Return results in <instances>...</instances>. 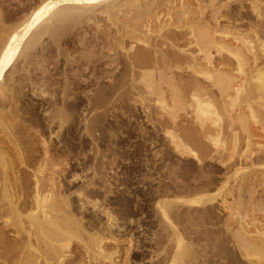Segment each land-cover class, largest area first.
<instances>
[{
	"label": "bare ground",
	"instance_id": "1",
	"mask_svg": "<svg viewBox=\"0 0 264 264\" xmlns=\"http://www.w3.org/2000/svg\"><path fill=\"white\" fill-rule=\"evenodd\" d=\"M221 2L203 0L216 24L222 17L217 14L226 7ZM249 2L256 18L249 31L258 42L257 50L245 35L235 32L237 46L230 49L227 42L207 32L204 24L202 29L197 25L174 27L179 32L167 29L171 25L162 22L163 13L158 14V9L165 7L168 16L172 15L175 7L170 0H41L18 25L3 31L0 264H134L135 259L146 258L145 243L156 246L150 254L151 264H264V69L259 66L245 71L260 58L264 62V0ZM134 7V14L127 13ZM149 13L154 14L150 19L143 17ZM3 24L0 18V28ZM84 27L94 28V34L90 41L81 37L86 53L76 56L78 47L68 49L62 42ZM230 35L226 32L222 39L234 34ZM163 39L170 40L172 48L198 47L197 54L203 53V60L211 67L213 49L234 59L235 63L227 58V66L224 61L216 63L222 62L217 67L225 65V70L232 67L222 70L226 83L218 86L221 98L229 100H220L228 113L226 127L210 116L214 114L210 103L213 93L194 81L188 87L172 86L176 95L173 103H166L160 82L169 80L167 70L173 62L186 59L184 52L188 50L168 55ZM46 40L50 43L45 44ZM194 56L188 54L189 62L184 61L193 76L201 73L200 57ZM37 59L54 63L51 69L45 64L35 68L39 75L45 74L40 81L30 70L31 62ZM20 63L24 64L22 71L30 74L26 85L13 75ZM221 73L217 81L223 80ZM209 75L214 86L216 80ZM159 95L161 98L156 97ZM152 96L157 100L155 110ZM186 103L195 108L192 125L178 116ZM138 106L145 122L164 140L155 151L157 143L143 139L150 142L142 154L147 169L132 190L131 180L112 177V168L117 158L124 156L119 147L123 134L117 125L119 114L132 118ZM235 108L240 113L234 117ZM140 130L145 136L144 126ZM223 134L228 137L224 143L220 140ZM255 138L263 142H255ZM90 157L91 165L86 168ZM245 161L250 167L236 168ZM258 166L260 169L254 168ZM223 171L235 172L228 174L230 177L217 174ZM252 173L261 176L255 178ZM219 178L225 181L219 182ZM240 180L239 191L234 189L238 198H233L237 208L232 209L224 196ZM111 198L116 200V208ZM144 198L150 211L140 209L139 214ZM217 205L229 211L226 218ZM126 224L142 233L144 244Z\"/></svg>",
	"mask_w": 264,
	"mask_h": 264
},
{
	"label": "rangeland",
	"instance_id": "2",
	"mask_svg": "<svg viewBox=\"0 0 264 264\" xmlns=\"http://www.w3.org/2000/svg\"><path fill=\"white\" fill-rule=\"evenodd\" d=\"M35 1V2H34ZM37 1H41V0H0V18L3 20V26H1L2 28H0L1 30H0V42L2 41V37L4 38L5 36H6V34H5V32H7L11 27H14V26H16V25H18L19 24V22H21L22 20H23V18H25L31 11H32V9L33 8H35L36 7V5L39 3V2H37ZM152 1V0H151ZM171 1V5H172V7H175L173 10H171V14L172 15H170V16H168V14H167V8H160V10L158 9V14L159 13H163L162 15H161V20H162V22H164L165 24H169V25H171V28H167V29H172V30H174V31H176L177 29H175L174 27H180L181 25L183 26V25H197V27H199V29H202L203 28V26L205 25H208L207 27H205V28H207V32H209V30L211 31V32H209L210 34L211 33H213L214 34V36L216 37V39L217 40H219L220 42H222V43H224L225 42V44H226V42H227V46L228 47H230V49H231V47H232V49L234 50L235 49V47L237 46L236 45V42H234V36H235V33H239L240 35H245V37L248 39V42L249 43H251V41L253 42V44H254V47L256 48L257 47V43H256V38H255V35L253 34V33H251L249 30H250V25L251 24H253V23H255L256 22V18H255V16H254V14L251 12V10H250V2H249V0H229V1H227V0H221L222 2V5H225L226 7H223V8H221L220 9V14L218 13L217 14V17H220V16H222V17H220V21L218 22V24H216L214 21L212 22V19H210L209 18V10L210 9H206L205 10V6H206V4H204L203 3V0H201V1H199V0H170ZM185 3H184V2ZM22 2V3H21ZM34 2V3H33ZM183 2V3H182ZM249 2V3H248ZM27 3V4H26ZM178 3V4H177ZM188 3V4H187ZM200 4V5H199ZM227 4V5H226ZM19 5V6H18ZM22 5V6H21ZM175 5V6H174ZM239 5V6H238ZM4 6H6V7H4ZM26 6V7H25ZM178 6H180V7H178ZM189 6V7H188ZM178 8H180V9H178ZM185 8V10H183ZM134 9V10H133ZM131 8L130 9V11L129 12H127V13H129V14H134V12L133 11H136V9H135V7L134 8ZM178 9V10H177ZM188 9V10H187ZM203 9V10H202ZM201 10V11H200ZM238 10V11H237ZM183 11H185V12H183ZM206 13H205V12ZM211 11V10H210ZM130 12H133V13H130ZM182 12V13H181ZM136 13V12H135ZM157 13V12H156ZM177 13H179L180 14V17H179V14H177ZM1 14H3V15H1ZM15 14V15H14ZM140 14V13H139ZM143 14V13H142ZM142 14H140L141 16H142ZM150 14V15H149ZM147 16L145 15H143V17H148V18H146V19H150L154 14H151V13H149ZM188 14V15H187ZM226 16H225V15ZM252 14V15H251ZM164 15V16H163ZM10 16V17H9ZM167 16V17H166ZM208 16V17H207ZM223 16H225V18H223ZM237 16H239V17H237ZM11 18H12V20H11ZM223 18V19H222ZM231 18V19H230ZM248 18V19H247ZM181 19V20H180ZM194 19H195V22H194ZM209 19V20H208ZM242 19V20H241ZM8 20V21H7ZM10 20V21H9ZM230 20V21H229ZM247 20V21H246ZM6 21V22H5ZM204 21H205V23H204ZM238 21V22H237ZM244 21V22H243ZM8 22V23H7ZM18 22V23H17ZM105 21H103L102 22V24L104 23ZM168 22V23H167ZM188 22V23H187ZM237 22V23H236ZM5 23H7V24H5ZM208 23V24H207ZM210 23V24H209ZM204 24V25H203ZM214 24V25H213ZM175 25V26H174ZM180 25V26H179ZM203 25V26H202ZM209 25H210V27H209ZM216 25V26H215ZM249 25V26H248ZM200 26L202 27V28H200ZM236 26V27H235ZM243 26V27H242ZM4 27H6V29L4 28ZM86 28V29H85ZM210 28V29H209ZM229 28V29H228ZM249 28V29H248ZM93 29V30H92ZM215 31H214V30ZM4 30H6L5 32H3ZM82 30V29H81ZM180 30V29H179ZM179 30H177L176 32H179ZM217 30V31H216ZM222 30V31H221ZM235 30V31H234ZM237 30V31H236ZM181 31V30H180ZM213 31V32H212ZM230 31V33H232V34H234V35H230V33H228ZM233 31V32H232ZM240 31V32H239ZM3 32V33H2ZM81 34H80V33ZM86 32V33H85ZM227 32V34H229L231 37H228L227 39L225 38V39H222L223 37H224V33H226ZM235 32V33H234ZM83 33V34H82ZM2 34H3V36H2ZM86 34V35H85ZM92 34H94V28H90V29H87V27H84L83 28V30L82 31H80V30H78V31H74V34H71L70 36H68V37H66V39H64L63 40V42H62V44L64 45V47L65 48H68V49H71L70 47H75V48H77V49H79L78 50V52H76V56H80L82 53H86V47L85 46H83L82 45V43H81V41L83 40V38H81V37H84V40L87 38L89 41L91 40V36H92ZM213 34H211V35H213ZM216 34V35H215ZM223 36H222V35ZM75 35V36H74ZM254 35V36H253ZM70 37V38H69ZM77 37H78V39H77ZM252 38V39H251ZM67 39L68 40H70L69 42H74L75 44L72 46V45H69V44H66V42H68L67 41ZM76 39V40H75ZM75 40V41H74ZM225 40V41H224ZM227 40V41H226ZM230 40V41H229ZM89 41H87V42H89ZM163 41V43H164V45H163V50L165 51V52H167L168 53V55H169V53L170 54H174V55H179V52L178 51H180V53H182L183 54V50L182 49H184V48H186V47H182V49H181V46H176L175 48H172L171 46V42H170V40L168 41L167 39H163L162 40ZM168 41V42H167ZM234 42V43H233ZM255 42V43H254ZM50 42L48 41V40H46L45 41V44H49ZM182 44V43H181ZM236 45V46H232V45ZM256 44V45H255ZM1 45V44H0ZM113 46V45H112ZM169 46V47H168ZM184 46V45H183ZM111 47V46H110ZM171 48V49H170ZM190 50H188V49H184V50H188V52H184V55H186L185 57H186V59L184 60L183 59V61L181 60L178 64L180 65H178L177 63L176 64H174L175 62H173L172 64H171V66L170 67H172L170 70L168 69L167 70V73H169L168 74V78H169V80H167V81H165L163 84H162V82H160V86L162 87V89H164V92H163V98H165L166 99V103L167 104H171V103H173V101H171V99H172V97H174V95H176V91H175V93H173L174 92V90H173V87L172 86H182V84H183V86L185 85V84H187V85H185L186 87H188L189 85L190 86H192L191 84H188L189 82H193V84H197V85H202V86H205V87H207V88H209V90H210V92L211 93H213L212 94V98H210V103H211V111H212V113H214V114H211L210 116H211V118L212 119H214V120H219V124H220V126L223 128V127H226V123H227V117H225V115L226 114H228V113H226L225 114V110H224V107L223 108H221L222 106H221V99H223V97L221 98V95H220V93H219V90H218V86H220L221 84L222 85H225V76L223 75V73H221V72H223L225 69H226V66L227 65H230L229 64V62L230 61H232V60H234L233 58H231V56H229V55H227L228 53H223L224 55H222V53H221V55L219 54V53H217L216 52V50L215 49H213L214 51H212V53H211V62H212V67H211V64H210V66L207 64V62L206 61H204L203 60V58H204V54L203 53H198L197 54V52H198V47L196 48V47H193V48H189ZM193 49V50H192ZM171 50V51H170ZM177 50V51H176ZM232 50V51H233ZM256 50H257V48H256ZM255 50V51H256ZM194 51V52H193ZM80 52V53H79ZM172 52V53H171ZM191 53V54H190ZM192 53H194V54H192ZM257 53H260V52H257ZM188 54H189V56L191 55H195L194 57H198L199 58V60H201V63H200V65L201 66H199L198 67V70H200L199 72H201L200 73V75L199 74H195L194 76H193V73H192V71L189 69V64L187 63V62H189L188 61V59H187V56H188ZM181 55V54H180ZM183 55V56H184ZM227 55V56H226ZM252 55V54H251ZM251 55H249L248 54V56H249V58H253V56H251ZM221 56H223V57H221ZM224 56H226V59H225V57ZM223 58V59H221V58ZM171 58V57H170ZM227 58L228 59H230L229 60V62H227ZM224 61L223 63L224 64H226V62L228 63V64H226V66L224 65V67L223 66H221V67H217L218 65H221L222 64V62H221V64H217V66H216V63H220V61ZM226 60V61H225ZM37 62H31V67H30V70H33V73H32V75H33V77L34 76H36V77H34V78H39L38 80L40 81L41 80V77L43 76V75H45V74H42V75H39V71H35L36 69V67H38V65L40 66V67H43V65L46 67V68H52V67H54V63H53V61H48V63L47 62H43V60L41 61V62H43V63H40L39 61H40V59H37L36 60ZM184 61H187V62H184ZM251 61H252V59H251ZM22 62V61H21ZM233 63H235L234 61H232ZM22 63H24L25 64V62H22ZM22 63H20L19 65H18V69H16L17 71V73H14L13 75H16V77H15V79H17L18 80V82H20V83H23V84H28V81H27V78L29 77V73H26V72H23L22 71V66L24 65V64H22ZM35 63V64H34ZM51 63V64H50ZM181 63V64H180ZM233 63H231V65L235 68V64L233 65ZM261 63V64H260ZM263 63V64H262ZM22 64V65H21ZM41 64H42V66H41ZM187 64V65H186ZM215 64V65H214ZM258 66H257V65ZM46 65H49V66H46ZM174 65H178L177 67L176 66H174ZM250 65H251V63H250ZM256 65V66H255ZM184 66V67H183ZM187 66H188V68H187ZM214 66H216L215 67V69H214ZM249 66V65H248ZM248 66H246L245 67V71H246V73H249V72H251V71H254L255 70V68L254 67H263V69H264V62H263V60L260 58V60H258V63H254V65H253V62H252V67H250L249 66V68H248ZM154 66H152V70L151 71H154V68H153ZM175 67V68H174ZM180 69H179V68ZM211 67V68H210ZM230 67V66H229ZM39 68V67H38ZM232 68V67H231ZM231 68H227L228 70H225L226 72L227 71H229ZM251 68V69H250ZM150 69V68H149ZM173 69V70H172ZM178 69V70H177ZM214 69V70H213ZM220 69H221V71H220ZM224 69V70H223ZM254 69V70H253ZM180 70H182V71H180ZM202 70V71H201ZM209 70V71H208ZM216 70H217V72H216ZM223 70V71H222ZM244 70V69H243ZM251 70V71H250ZM49 71V70H48ZM148 71H150V70H148ZM170 71V72H169ZM219 71V72H218ZM244 71V72H245ZM20 72V73H19ZM36 72H38V73H36ZM172 73H173V75H172ZM210 75H209V74ZM219 73H221L222 74V76L224 77V78H222L223 80H221L222 81V83L220 82V80L219 81H217L218 80V76L220 77L221 75L219 74ZM235 73V72H234ZM28 74V75H27ZM171 74V75H170ZM179 74H180V76H179ZM204 74V75H203ZM237 74V73H236ZM7 75H10V74H7ZM6 75V76H7ZM26 77H25V76ZM38 75V76H37ZM177 75V76H176ZM207 75H209V77L210 76H212L211 78L213 79L212 81H215L216 80V78H217V80L215 81V83L217 84H214V86H213V82L211 83V82H209V78H207L208 76ZM238 75V74H237ZM41 76V77H40ZM179 76V77H178ZM187 76H189V77H187ZM201 76H203V78H201ZM9 77V76H8ZM176 77V78H175ZM178 77V78H177ZM183 77V78H182ZM185 77V78H184ZM191 77V78H190ZM171 78H172V81H171ZM206 78V79H205ZM185 79V80H184ZM194 79V80H193ZM208 79V80H207ZM175 80V81H174ZM179 80V81H178ZM170 81V83H168ZM185 82V83H182V82ZM186 81H188L187 83H186ZM198 81V82H197ZM205 81V82H204ZM207 81V82H206ZM210 81H211V79H210ZM172 82V83H171ZM179 82V83H178ZM179 85H178V84ZM181 83V84H180ZM173 84V85H172ZM219 84V85H218ZM170 86H171V88H170ZM216 86V87H215ZM173 91V92H172ZM188 90H186L185 92H187ZM171 92H172V94H171ZM142 93H144V92H142ZM138 96H136V98H137ZM153 97V96H152ZM156 97H158V98H161V95H159V96H156ZM156 97L154 96L153 98H152V100H151V107L155 110V108L157 109V107H155V106H153L154 105V103H155V100H156ZM214 97V98H213ZM29 98H30V96H29ZM157 98V99H158ZM162 98V99H163ZM164 99V100H165ZM27 100H29V99H27ZM27 100H25V101H27ZM189 100V99H188ZM214 100V101H213ZM224 101L226 100V101H229L228 100V98H225L224 97V99H223ZM222 100V101H223ZM157 101V100H156ZM34 102H40V101H38V100H34ZM190 104V103H189ZM189 104L188 103H186V105L188 106V108H187V106L185 105V108L183 109V112H182V110H181V112L179 111L178 112V116H180V119L181 118H183L186 122H188L190 125H192L193 124V119L194 118H196L195 116V111H194V109L192 108V107H190L189 108ZM222 104H224V103H222ZM147 106H148V104H147ZM192 108V109H191ZM221 108V109H220ZM208 109H210V107L208 108ZM224 110V112H223V110ZM137 110H138V112H139V114L140 115H142V108H141V106H138L137 107ZM194 111V112H193ZM235 114H233L234 115V117L235 116H237V114H239L240 112V110H238V108H235ZM234 113V112H233ZM215 114H217L216 116H215ZM227 116V115H226ZM141 118L142 119H145V117L144 116H141ZM196 120V119H195ZM194 120V121H195ZM146 124V123H145ZM238 132H240L241 131V125H239L238 124ZM148 128H151L150 126H148ZM159 135V134H158ZM162 135V134H161ZM225 136V137H224ZM164 137H163V135H162V137L160 138V140L162 139V141L164 140L163 139ZM227 139H228V137L225 135V134H223V136H221V138H220V140L224 143V142H227ZM260 139V140H259ZM255 140H259V143H262L263 141H262V139L261 138H255L254 139V141ZM257 141H255V142H257ZM227 144V143H226ZM187 160V159H186ZM206 163L208 164V166L211 164V165H213V167H214V165H215V168H217L216 166H217V164H214L213 162V164L212 163H209L208 161H206ZM250 163V162H249ZM248 162H240L237 166L238 167H236L237 169L239 168V166L241 167H250V165H248L249 164ZM242 164V165H241ZM244 164V165H243ZM241 167V168H242ZM210 168H212V167H210ZM254 168H257V169H260V167L258 166V167H254ZM240 169V168H239ZM233 172H235V171H232V172H230V173H226V174H223V173H225L224 171L221 173H217L218 175H222L223 177H225V175H227V176H229V175H232L233 174ZM216 174V175H217ZM229 174V175H228ZM259 176H258V175ZM253 177H255L256 175V177L257 178H259L261 175H260V173H256V174H254V173H252L251 174ZM255 175V176H254ZM230 177V176H229ZM255 177V178H256ZM220 180H219V182H224L225 181V178L223 179V178H219ZM238 182V181H237ZM242 182V180H240L239 181V183L237 184L236 182H235V184H233V183H231V184H233V185H231V189L229 190L230 192L228 193V190L226 191V194H225V196H224V198L227 196V198H225L227 201H228V205L230 204V206H231V208L232 209H235V208H237V205H235V204H237L235 201H234V199L233 198H235V196L238 198V196L236 195L237 194V191H239V190H237L236 188H238L239 189V184ZM215 189H219V186L217 187V188H215ZM234 189H236L237 191H235ZM258 189H260V191L262 192V190H261V188H258ZM214 190V189H213ZM213 190H211L210 192H213L214 193V191ZM232 191V192H231ZM233 191H235V192H233ZM215 192H216V190H215ZM230 193H232V194H230ZM233 194H235L234 196H230V195H233ZM229 196V197H228ZM237 198H235V200H237ZM226 201V202H227ZM232 202H235L234 204H233V206L231 205V203ZM220 205V204H219ZM218 206V205H217ZM217 206L215 207V210H216V212H217ZM221 207V206H220ZM219 206H218V209L220 210L221 208H220ZM235 207V208H234ZM219 212H223V214L222 213H220V214H222V216L224 217V218H226L227 217V214H229V211H228V213L227 212H225V211H223L222 209H221V211H219ZM229 216V215H228ZM2 225H0V228H2L1 227ZM127 226V229H128V231H132V232H130L132 235H134V237H137L138 239H136L137 241H140L141 243V245H142V242H143V240L145 241V239L146 238H144V237H142V233L140 232H137V228L135 227V226H133L132 224L131 225H129V224H126L125 225V227ZM136 230V231H135ZM8 233L10 234V233H12V230H9L8 231ZM144 234V233H143ZM10 235H12V234H10ZM136 235V236H135ZM76 244V243H75ZM143 244H144V242H143ZM144 248L143 249H146V251H145V254H146V258L142 261L141 259H135V262H134V264H151V261H150V254H151V251H156V249H155V245L153 244V243H145V245H142ZM74 248H76V246H74ZM75 250H73V252H74ZM76 263H78V262H76Z\"/></svg>",
	"mask_w": 264,
	"mask_h": 264
},
{
	"label": "flooded vegetation",
	"instance_id": "3",
	"mask_svg": "<svg viewBox=\"0 0 264 264\" xmlns=\"http://www.w3.org/2000/svg\"><path fill=\"white\" fill-rule=\"evenodd\" d=\"M120 115L121 114H119V118L117 119L118 122L120 123L117 125H119L120 131L123 134H121V137H122L121 142H120L121 145H119V147H122L124 156L122 158L120 157L117 158V163L112 168L113 169L112 177H114L115 180H131V182L129 183L130 189L135 190L134 188L136 186L135 184L137 180L138 179L140 180L142 178V175L145 174L146 169H147L146 168L147 166L145 167V165H147V162H145V160L147 159L142 157V154L145 153L144 150L147 149L146 147L148 146L150 142L145 143L144 140L145 138L146 139L149 138L152 141L156 142L158 148L155 151H159L160 146H161L160 142H162V139L160 140V138L162 137V135L161 133H159L158 135L156 131L153 130V127L151 126V124L149 123L147 124V122H145L146 119L141 118V116H144L143 113L142 115H140L139 112H137L136 114H134L135 116L132 118H127V116L124 117ZM110 122H114V120ZM142 126H144V131L146 132L145 136H141L142 132L140 128H142ZM148 126H150L151 128H148ZM157 139H158V142H157ZM86 150L88 152L89 148H87ZM91 162H92V157H90L87 160L85 164L86 168L91 165ZM150 163L151 162H149L148 164ZM140 189L142 190V191L140 190V192H142L140 194L143 195L144 187L142 186V188ZM111 199H112L111 203H113L112 207L116 208V205H115L116 200L113 198ZM144 200L146 202H144V204H141L143 205L142 207L141 205H139L138 212L141 211L140 209H143L141 212H144V213H147V211L148 212L150 211V208H148L149 205L147 204L148 203L147 198H144ZM141 212H139V214Z\"/></svg>",
	"mask_w": 264,
	"mask_h": 264
}]
</instances>
